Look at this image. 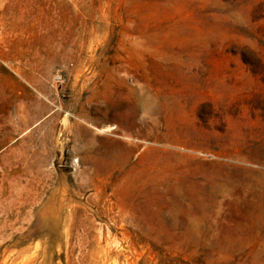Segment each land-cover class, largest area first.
I'll list each match as a JSON object with an SVG mask.
<instances>
[{
  "label": "rangeland",
  "instance_id": "1",
  "mask_svg": "<svg viewBox=\"0 0 264 264\" xmlns=\"http://www.w3.org/2000/svg\"><path fill=\"white\" fill-rule=\"evenodd\" d=\"M0 264H264V0H0Z\"/></svg>",
  "mask_w": 264,
  "mask_h": 264
},
{
  "label": "bare ground",
  "instance_id": "2",
  "mask_svg": "<svg viewBox=\"0 0 264 264\" xmlns=\"http://www.w3.org/2000/svg\"><path fill=\"white\" fill-rule=\"evenodd\" d=\"M135 101H137V100H135ZM141 107L144 108L145 110H148L150 113H153L155 111V108L151 105V102H145L144 101L143 105ZM111 109H113V111L111 112L112 115H120L127 122V124L135 125V126L137 125L136 117H137V113L140 109L139 106L129 104L123 108L112 107ZM150 123L152 125V128H154V123L153 122H150ZM115 128H116L115 125H111L108 127V129H105L103 131L114 130ZM160 137H161V135H160Z\"/></svg>",
  "mask_w": 264,
  "mask_h": 264
},
{
  "label": "crops",
  "instance_id": "3",
  "mask_svg": "<svg viewBox=\"0 0 264 264\" xmlns=\"http://www.w3.org/2000/svg\"><path fill=\"white\" fill-rule=\"evenodd\" d=\"M152 99H154L153 97H152ZM145 102H151V101H146L145 100ZM112 117L113 118H115V119H119V120H121L122 122H123V124L126 126V127H129V128H132V127H134L135 125H130V124H127V122L123 119V117L122 116H120V115H112ZM146 122V121H145ZM155 125L157 124L158 125V123H154ZM145 125H147V123H145Z\"/></svg>",
  "mask_w": 264,
  "mask_h": 264
}]
</instances>
